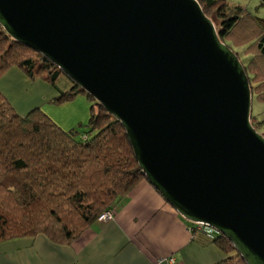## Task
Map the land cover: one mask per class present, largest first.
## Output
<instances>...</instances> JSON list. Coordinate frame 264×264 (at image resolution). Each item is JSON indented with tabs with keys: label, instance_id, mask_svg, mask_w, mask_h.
<instances>
[{
	"label": "water",
	"instance_id": "water-1",
	"mask_svg": "<svg viewBox=\"0 0 264 264\" xmlns=\"http://www.w3.org/2000/svg\"><path fill=\"white\" fill-rule=\"evenodd\" d=\"M0 25L122 124L179 215L264 264V136L245 68L198 0H0Z\"/></svg>",
	"mask_w": 264,
	"mask_h": 264
},
{
	"label": "trees",
	"instance_id": "trees-1",
	"mask_svg": "<svg viewBox=\"0 0 264 264\" xmlns=\"http://www.w3.org/2000/svg\"><path fill=\"white\" fill-rule=\"evenodd\" d=\"M198 1L220 40L242 62L253 101L264 104V17L227 0ZM260 4L264 7V0ZM12 68L55 88L66 77L0 25V80ZM80 94L92 102L89 122L65 130L42 108L20 115L0 91V244L44 235L56 245L70 246L147 181L124 127L91 96L75 89L60 92L51 104L72 102ZM254 118L255 129L264 126V119ZM189 227L203 233L196 224ZM213 240L228 257L223 264H247L226 238Z\"/></svg>",
	"mask_w": 264,
	"mask_h": 264
},
{
	"label": "crops",
	"instance_id": "crops-1",
	"mask_svg": "<svg viewBox=\"0 0 264 264\" xmlns=\"http://www.w3.org/2000/svg\"><path fill=\"white\" fill-rule=\"evenodd\" d=\"M77 88L67 77L57 87L30 81L18 68L0 80V91L26 116ZM227 255L186 221L147 181L119 205L113 220L95 223L70 246L46 236L0 244V264H223Z\"/></svg>",
	"mask_w": 264,
	"mask_h": 264
},
{
	"label": "rangeland",
	"instance_id": "rangeland-1",
	"mask_svg": "<svg viewBox=\"0 0 264 264\" xmlns=\"http://www.w3.org/2000/svg\"><path fill=\"white\" fill-rule=\"evenodd\" d=\"M231 4L244 6L248 12L254 16L263 18L264 7L261 6L260 0H227ZM78 89V88H76ZM92 102L83 94L78 95L75 100L62 105L47 104L42 110L49 115L61 128L70 130L71 128L85 126L88 124L91 114ZM252 122L255 118L262 121L264 119V104L253 101ZM87 131V128H82ZM259 134L264 136V126L256 128ZM198 225V224H196Z\"/></svg>",
	"mask_w": 264,
	"mask_h": 264
},
{
	"label": "built area",
	"instance_id": "built-area-1",
	"mask_svg": "<svg viewBox=\"0 0 264 264\" xmlns=\"http://www.w3.org/2000/svg\"><path fill=\"white\" fill-rule=\"evenodd\" d=\"M116 215V212L113 211H106L99 217V222H107L114 219ZM199 230L205 234H207L210 238L214 239L219 234L212 228L204 225V224H198Z\"/></svg>",
	"mask_w": 264,
	"mask_h": 264
}]
</instances>
